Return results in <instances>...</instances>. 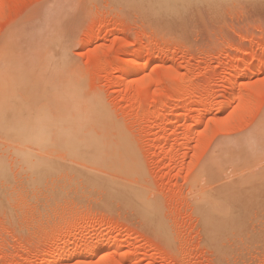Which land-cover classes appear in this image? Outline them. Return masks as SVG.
<instances>
[{"label": "rangeland", "instance_id": "obj_1", "mask_svg": "<svg viewBox=\"0 0 264 264\" xmlns=\"http://www.w3.org/2000/svg\"><path fill=\"white\" fill-rule=\"evenodd\" d=\"M159 3L0 0V59H16L17 83L35 61L46 73L75 77L82 98L106 113L78 119L77 128L9 129L1 125L11 105L8 69L0 66V264H54L63 256L55 264H264V199L250 197L264 190V0ZM125 58H136L132 71L121 68ZM146 58L151 79L143 87L136 70ZM127 73L131 81L121 84ZM22 80L13 83L17 101L27 93ZM49 95L39 103H51ZM22 101L14 120L26 112ZM29 155L53 160L59 172L47 178V168L36 170L34 179ZM29 177L37 184L28 190ZM250 177L252 193L234 195L244 196L236 214L214 206L217 190ZM97 180L130 195H111Z\"/></svg>", "mask_w": 264, "mask_h": 264}, {"label": "bare ground", "instance_id": "obj_2", "mask_svg": "<svg viewBox=\"0 0 264 264\" xmlns=\"http://www.w3.org/2000/svg\"><path fill=\"white\" fill-rule=\"evenodd\" d=\"M146 1H148V0H146ZM151 1V0H150ZM158 1H161V3H159L158 5H156L157 6V8L158 9H163V8H170L171 6L172 7H176V8H179L180 7V5H181V0H158ZM136 2V1H135ZM142 2V1H141ZM140 2V3H141ZM145 3V2H144ZM152 3V2H151ZM180 4V5H179ZM137 5V4H136ZM142 5H144V4H142ZM179 5V6H178ZM155 6V7H156ZM137 7H138V5H137ZM217 9H218V7H217ZM217 9H215V10H217ZM157 11V10H156ZM162 13V12H161ZM164 13V12H163ZM20 29V28H19ZM14 30V29H13ZM21 30H23V29H21ZM26 30V28L24 27V30H23V32L22 31H18V33L19 32H21V33H23L24 34V31ZM12 33H13V31H12ZM30 33V32H29ZM8 34V33H7ZM31 34V33H30ZM91 34V33H90ZM20 35V34H19ZM91 36V38H92V36L93 35H89L88 37H90ZM9 38V37H8ZM16 38V37H15ZM20 38H21V36H20ZM5 39V38H4ZM23 39V38H22ZM26 41V40H25ZM2 43H4V42H2ZM7 43V42H6ZM13 43V42H12ZM11 43V44H12ZM7 44H9V43H7ZM1 46H3V45H0V47ZM14 47V46H13ZM2 48V47H1ZM0 48V49H1ZM4 48H6L5 47V45H4ZM4 48H3V50H4ZM10 50L12 49V48H10V47H8ZM2 50V51H3ZM16 50V49H15ZM30 50H32V49H30ZM136 49H134L133 48V50H132V52L133 51H135ZM2 51H0L1 53H3ZM6 51V50H5ZM7 51H9V50H7ZM27 51V50H26ZM38 51V50H37ZM129 52V51H128ZM10 53V52H9ZM13 53V52H12ZM32 53V52H31ZM35 53V52H34ZM40 53V52H39ZM135 53V52H134ZM38 53L36 52L35 53V55H37ZM1 55V54H0ZM4 55V54H3ZM5 55H6V53H5ZM31 55V54H30ZM131 55V54H130ZM18 56H20V55H18ZM133 56V55H132ZM13 57H14V55H13ZM25 57V56H24ZM134 57V56H133ZM26 58H27V56H26ZM32 58H33V56H32ZM32 58H30V59H32ZM132 58V57H131ZM152 58V57H151ZM151 58H146L145 59V61H143V62H141V61H139V63L137 64L138 65V70H136L137 72V79H138V81L139 82H141V84H142V86L143 87H148L149 86V84H150V79L151 78H149V76L147 75V73L145 72V70L143 69V66L144 65H146V64H149V63H151L152 62V59ZM36 59V58H35ZM126 59V58H125ZM136 59V58H135ZM135 59H126L125 60V62H124V64H123V62H122V65H120L121 66V68L122 69H124V68H126V70L127 69H131V71L134 69L133 67L135 66ZM156 58H154L153 60H155ZM13 60H16V59H12V58H10V56L8 57V58H6V56H3V57H1V59H0V66H1V69H2V71H4L3 70V66H4V69H8V70H6V72L7 71H10V73H11V71H12V73H11V76H13V82H12V78L11 79H9L10 78V76H9V74H8V72L6 73L5 72V74H6V78H5V76L3 77V78H1V79H3L4 81L5 80H9L8 81V83H6V82H3V83H5V84H9L7 87L9 88V90H7V91H11V93H13L14 94V92H16L14 89H15V85L13 84V83H15L16 82V84H18V83H20L21 85H22V78L26 81H24L25 82V84H26V97L28 96V101L29 102H27L26 100H25V95H24V100L26 101V102H23L22 101V99L20 98L21 97V93H20V96H19V98H18V101L15 99L16 97V94L17 93H19V92H16L15 93V96H13L12 97V94L10 93V92H8V94L10 93V95H9V101H8V103L9 104H11V105H9V107L10 108H8L9 109V115H8V118H5V119H2L1 118V120L4 122H1V125H3V126H6V127H9V129H12L13 130V128H14V130H17V127L18 128H20V126H21V128H23L24 129V131L23 132H25L26 134L27 133H29V134H27V135H30L31 133L30 132H32V131H35V130H39V131H43L44 129H47V128H51V127H56V128H60V129H65V128H77L78 127V119H94V118H96L97 117V115L99 116V117H102V116H104L106 113L104 112L105 111V109L103 110V107L100 105V103L99 102H97V101H94V100H91V99H84V98H82V96H81V94H80V88H79V85H78V82H77V80H76V78L74 77V78H68V79H66V77L65 76H63V73L62 72H59L58 73V70L56 71V72H54V71H52V72H49V73H46V68L44 67V65H38L37 64V62L35 63V61H32V60H29L28 62H26V63H28L27 65H28V67L29 68H26V69H28V71L26 72L25 70V73H23L22 75H23V77H22V75L20 76V77H22L20 80H21V82H18L17 83V81H16V79L19 77L18 75H20L22 72H20L18 69H20V65L18 64H16ZM20 60V59H19ZM18 61V60H17ZM21 62V61H20ZM22 62H24V59H23V61ZM47 63H48V61H47ZM46 63V64H47ZM27 65H25L26 67H27ZM53 64H51V66H52ZM25 66H24V68H25ZM50 66V65H49ZM6 67V68H5ZM12 68L13 70L14 69H17L16 70V72L14 71L13 72V70H10V69ZM22 68V67H21ZM23 68V69H24ZM133 68V69H132ZM1 69H0V72H1ZM121 69V70H122ZM146 69V68H145ZM120 70V71H121ZM20 73H19V72ZM23 71V72H24ZM124 71V70H123ZM129 71V72H128ZM128 71H126V72H128V73H130V70H128ZM148 72V71H147ZM13 73H15V75H17V78H16V76H14L13 75ZM16 73H19V74H16ZM122 73V72H121ZM128 73H127V75H125V76H123L122 78H121V84H125V83H128L129 81H131L130 80V78H129V75H128ZM151 73V72H150ZM3 74H4V72L2 73V76H3ZM4 74V75H5ZM8 74V75H7ZM122 75V74H121ZM124 75V74H123ZM136 75V74H135ZM7 76L9 77L8 79H7ZM130 76H131V74H130ZM153 76V75H152ZM151 77V76H150ZM136 79V80H137ZM3 80H1V83H2V81ZM11 80V81H10ZM18 81H19V78L17 79ZM4 84V85H5ZM20 84L19 85H16L17 86V88L16 89H18V86H20ZM1 85V84H0ZM1 86H3V85H1ZM261 86V85H260ZM7 87H6V89H7ZM22 87V86H21ZM23 87H24V85H23ZM22 87V88H23ZM21 88V89H22ZM3 89V88H2ZM23 89H25V87L23 88ZM263 89V88H262ZM14 90V91H13ZM19 90V89H18ZM13 91V92H12ZM1 92V91H0ZM233 92H234V90H233ZM23 93H25V92H22V94ZM50 94V95H49ZM127 94V93H126ZM129 94V93H128ZM6 95V94H5ZM18 95V94H17ZM41 96L42 98H46L48 95H49V97L47 98V99H49L48 101H52L51 103H49V104H47V105H41V103H39V101H38V99H37V96ZM125 95V94H124ZM245 95V94H244ZM8 96V95H7ZM233 96V95H232ZM235 96V95H234ZM233 96V97H234ZM246 96V95H245ZM15 97V98H14ZM127 98V97H126ZM232 98V97H231ZM19 99H21L20 100V102L22 101L23 103H29V105L27 106L26 104L24 105L23 104V106L26 108V112H25V114H22V112H20V114L18 115V118H20L19 120H17V119H15L14 120V114H10L11 112H14V111H16V107H18L19 105ZM245 99H247V98H245ZM11 100V101H10ZM16 100V101H15ZM230 101H231V99H230ZM12 102V103H11ZM14 102H15V104H14ZM18 104H17V103ZM233 102V101H232ZM248 102V101H247ZM246 103V102H245ZM22 104V103H21ZM230 104V103H229ZM12 105H15V106H12ZM18 105V106H17ZM248 105V104H247ZM233 106H234V104H233ZM14 107V108H13ZM13 108V109H12ZM2 110V109H1ZM3 111V110H2ZM23 112V113H24ZM232 115V114H231ZM72 116V117H71ZM233 116V115H232ZM65 118V120H63ZM67 118H73V119H67ZM63 121H62V120ZM14 120V121H13ZM55 120V121H54ZM82 123H83V121H81ZM212 123V122H211ZM2 126V128H4ZM212 126H213V124H212ZM5 127V128H6ZM11 127H13V128H11ZM15 127H16V129H15ZM261 128V127H260ZM259 128V129H260ZM11 130V131H12ZM14 132V131H13ZM18 131H16L15 133H17ZM22 132V133H23ZM24 134V133H23ZM26 134H24V136L26 135ZM26 135V136H27ZM28 137V136H27ZM30 137V136H29ZM28 137V138H29ZM32 140H35V141H37V143H39L38 145L40 146V144L42 143L43 144V146L44 145H46V141H47V139L44 137V136H41V134H40V136H38V138H36L35 136H32V137H30ZM46 140V141H45ZM241 141V140H240ZM242 141H244V140H242ZM238 142V141H237ZM258 142V141H257ZM45 143V144H44ZM47 143H49L48 141H47ZM236 143V142H235ZM239 143V142H238ZM243 143V142H242ZM97 144V143H96ZM223 144V143H222ZM227 144V143H226ZM241 144V143H240ZM260 144V143H259ZM239 145V144H238ZM262 145V144H261ZM97 146V145H96ZM41 147H42V145H41ZM223 147V146H222ZM263 146H261V148H262ZM219 148V147H218ZM78 149H80L79 148V146H78ZM253 149V148H252ZM218 151V150H217ZM216 151V152H217ZM261 151V150H260ZM255 153H256V151H255ZM260 153V152H259ZM226 154V153H225ZM248 154V153H247ZM246 154V155H247ZM221 155V154H220ZM249 155V154H248ZM254 155V154H253ZM258 155V154H257ZM261 155H264V153H262L261 152ZM213 156V155H212ZM251 156V155H250ZM25 157H30L29 159L27 158V162H26V165H25V168H28L27 170H29L30 168H32V170H31V173L28 171V174L30 173L31 175H35L36 176V170H38L39 172H40V169L45 173H47V169H48V174H50V173H52V172H50V169H56L55 167H53V166H55V164L52 166V164H53V160H50V161H41L40 159H39V161L40 162H37L36 161V159H31V156L29 155V156H25ZM255 157V156H254ZM253 157V158H254ZM259 157V156H258ZM244 158V157H243ZM215 159V158H214ZM240 159V158H239ZM245 159V158H244ZM258 159V158H257ZM258 160H260V159H258ZM3 160H1V157H0V174H6V168H5V165H4V162H2ZM51 161H53V162H51ZM241 161V160H240ZM57 162V161H56ZM246 162V161H245ZM248 162V161H247ZM254 161H252V164L254 165L255 163H253ZM49 163H52V164H49ZM27 164H28V166H27ZM62 164V163H61ZM216 164H218V163H216ZM257 164V163H256ZM255 164V165H256ZM219 165V164H218ZM250 165V164H249ZM249 165H248V167H249ZM260 165H264L263 163L262 164H260ZM259 165V167H261ZM27 166V167H26ZM233 166H235V165H233ZM243 166V165H242ZM245 166V165H244ZM250 166H252V165H250ZM30 167V168H29ZM53 167V168H52ZM57 167V166H56ZM60 167V166H59ZM62 167V166H61ZM213 167V169L216 167V165H214V166H212ZM220 167V166H219ZM226 167V166H225ZM225 167L224 168H222V169H225ZM44 168H45V170H44ZM47 168V169H46ZM226 168H228V166L226 167ZM262 168V167H261ZM53 169V170H54ZM209 169V168H208ZM215 169H216V171H215ZM214 169V172H216L217 174H220V172H219V168H218V166L216 167ZM217 169H219V170H217ZM252 169V168H251ZM263 169V168H262ZM25 170V169H24ZM53 170H51V171H53ZM240 170V169H239ZM260 170V169H259ZM35 171V172H34ZM37 171V174H39V172ZM41 171V172H42ZM54 171H58V169L57 170H54ZM212 171V170H211ZM221 171V170H220ZM226 171V170H225ZM252 171V170H251ZM27 172V171H26ZM35 174H34V173ZM42 172V173H43ZM59 172V171H58ZM69 172V171H68ZM219 172V173H218ZM254 172V171H253ZM255 172H257V171H255ZM259 172V171H258ZM33 173V174H32ZM44 173H43V176H44ZM56 173L57 172H55V174L53 173V177H54V175H56ZM222 173H224V171L222 172ZM263 173V172H262ZM47 174V175H48ZM59 174V173H58ZM210 174V173H209ZM211 174H213V173H211ZM258 174V173H257ZM40 175H41V173H40ZM52 174H50V175H48V177L47 178H49L50 176H51ZM71 175V174H70ZM81 175V174H80ZM214 175H215V173H214ZM252 175V174H251ZM35 176H34V179H35ZM82 176V175H81ZM262 176H263V174H262ZM31 177V176H30ZM30 177L28 178L30 181H28V183H27V186H28V190H29V188L30 189H32V188H34L33 186H34V184H35V187H36V182H34V181H36V180H34V179H30ZM62 177V176H61ZM64 177V176H63ZM67 177V176H66ZM88 177V176H87ZM214 177V176H213ZM238 177V176H237ZM258 176H256V178H257ZM38 178H40L41 179V176H39V177H37V179ZM44 178H46V176H44L43 177V180H46V179H44ZM223 178V177H222ZM222 178H220V176H219V179L221 180ZM251 178V177H250ZM250 178H242L243 179V181H242V179H238V180H236L235 181V183L237 184V185H239V186H236L235 184L234 185H232V184H230V182H229V185L228 186H225V187H223L222 189H220V190H217L218 191V193H213V194H215L214 195V198H215V200L214 199H212V201L214 200V202H213V204H214V206H216V205H220V206H222V207H226V209L224 208V211H226L227 213H230V212H232V213H234L235 211L237 212V210H236V208H237V206H238V204L240 203V201H243L242 199H244L243 197V195H241L240 194V197H237L236 198V196H234L235 195V193H237V192H242V190H244V191H247L248 190V192H249V194H251L250 193V190H251V186L249 187V185L252 183V184H254L255 185V183H253V177L250 179ZM255 178V179H256ZM259 178V177H258ZM39 179V180H40ZM217 179H218V177H217ZM218 179V180H219ZM34 180V181H33ZM42 180V181H43ZM49 180V179H48ZM65 180V179H64ZM67 180H69V179H67ZM259 180H261V179H259ZM258 179H257V181H259ZM41 181V180H40ZM217 181V180H216ZM233 181V180H232ZM255 181V180H254ZM25 182V181H24ZM30 182H32V186H31V183ZM251 182V183H250ZM43 183V182H42ZM69 183V182H68ZM260 183V182H259ZM264 183V182H263ZM38 185H39V181H38ZM56 185H58V184H56ZM95 185H97V186H100V188H103L104 187V189L106 190H108V192H109V194H111V195H115V196H117V197H119V196H126L127 194L128 195H130V193L128 192V191H126L124 188H122V187H120V186H117V185H115V184H112V183H106V182H104V181H100V180H97L96 181V183H95ZM259 185V184H258ZM26 185H25V188L27 187ZM30 186V187H29ZM221 186V185H220ZM224 186V185H223ZM257 186V185H256ZM39 186H37V188H38ZM60 187V186H59ZM92 187V186H91ZM96 187V186H95ZM222 187V186H221ZM261 187V186H260ZM58 188V187H57ZM259 188V187H258ZM264 188V187H263ZM27 189V188H26ZM216 189V188H215ZM257 189V187L255 188V190ZM91 190V189H90ZM102 190V189H101ZM104 190V191H105ZM262 190V189H261ZM98 191V190H97ZM214 191V190H213ZM253 192H255L256 194H252V195H250V197L252 198V196H254V195H256L255 196V199H256V201H258V199H259V197L257 196L258 194H260L261 193V196L264 194V190L263 191H258L259 193H257V191H254L253 190ZM105 193H107L106 191H105ZM108 194V193H107ZM108 194V195H109ZM210 194V193H209ZM132 195H137L136 193H134V192H132ZM238 195V194H237ZM213 195L211 194V198H213L212 197ZM260 196V195H259ZM260 196V200H261V202H262V199H264V198H262ZM247 198V197H246ZM250 199V198H249ZM246 200V199H245ZM248 200V199H247ZM252 201H254V200H252ZM215 202H216V204H215ZM258 202H260V201H258ZM257 202V203H258ZM254 203H255V201H254ZM256 204V203H255ZM255 204H253L254 205V207H256L255 206ZM244 205V204H243ZM242 205V206H243ZM257 205V204H256ZM262 206H263V204H261ZM261 205H259L258 207L260 208L261 207ZM219 206V207H220ZM254 207H251V208H254ZM221 208V207H220ZM241 208V207H240ZM222 209V208H221ZM227 209L229 210V211H227ZM242 209V208H241ZM254 209H256V208H254ZM258 209V208H257ZM261 209V208H260ZM259 209V210H260ZM253 210V209H252ZM264 210V209H263ZM234 211V212H233ZM254 211V210H253ZM236 212L234 213V214H236ZM250 212V211H249ZM260 212H261V210H260ZM232 213H230V214H232ZM242 213V212H241ZM253 213V212H252ZM251 213V214H252ZM233 214V215H234ZM247 214V213H246ZM249 214V213H248ZM247 214V215H248ZM261 214H262V212H261ZM233 215L231 216V217H233ZM242 216V215H241ZM251 216V215H250ZM253 216V215H252ZM258 216H260L259 215V213H258ZM257 216V217H258ZM244 217V216H243ZM264 217V216H263ZM237 218V217H236ZM245 218V217H244ZM246 218H247V216H246ZM248 218H250L249 217V215H248ZM258 219V218H257ZM236 220V219H235ZM238 220V219H237ZM242 220V219H241ZM247 220V219H246ZM249 220V219H248ZM252 219H250L249 221H251ZM255 221V220H254ZM258 221V220H257ZM233 222V221H232ZM235 222V221H234ZM239 222V221H238ZM230 223H231V221H230ZM252 223V222H251ZM229 224V223H228ZM236 224V223H235ZM248 224H249V222H248ZM259 224V223H258ZM255 225H257V224H255ZM100 241V240H99ZM56 256V255H55ZM46 258V257H45ZM67 260V257H65V256H63V257H54V259L53 260H51L54 264H55V262H57V261H64V260ZM48 260V259H47ZM58 263V262H57ZM121 263V262H120ZM119 263V264H120Z\"/></svg>", "mask_w": 264, "mask_h": 264}]
</instances>
